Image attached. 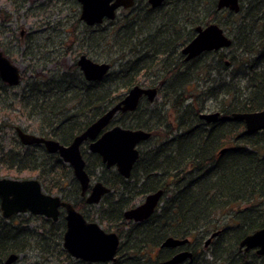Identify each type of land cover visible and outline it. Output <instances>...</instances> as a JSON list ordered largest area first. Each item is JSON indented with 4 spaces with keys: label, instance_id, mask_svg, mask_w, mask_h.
Returning a JSON list of instances; mask_svg holds the SVG:
<instances>
[{
    "label": "trees",
    "instance_id": "trees-1",
    "mask_svg": "<svg viewBox=\"0 0 264 264\" xmlns=\"http://www.w3.org/2000/svg\"><path fill=\"white\" fill-rule=\"evenodd\" d=\"M240 3L238 13L217 11L216 0H182L169 4V10L140 3L129 16L111 22L113 30L90 28L82 45L88 51L106 47L112 54L110 66L115 61L122 65L116 77L107 73L87 81L75 61L66 72L23 73L25 83L13 93L15 87L0 80V177L26 172L46 193L60 195L86 219H97L107 231L116 232L121 239L116 259L96 264H156L176 253L174 247H161L168 237L189 239L180 250L189 249L192 257L182 264H254L255 259L264 264V255L238 250L244 236L264 226V130L247 132L242 120L231 118L234 112L264 107V0ZM159 20L165 23L160 26ZM210 22L227 32L230 47L184 61L180 47L193 37L195 26ZM211 72L226 75L215 79ZM145 77V85L156 86L169 109L141 103L119 115L128 119L116 123L151 132L139 146L130 177L106 168L87 143L81 147L90 178L111 189L98 204L86 203L70 165L57 153L47 152L42 144L22 145L16 135V117L24 116L40 135L68 144ZM219 96V118L201 119L206 100ZM14 109L19 113L11 116ZM158 189L163 195L151 217L139 223L124 218L136 198ZM32 220L41 226H31ZM64 229L62 213L52 221L30 213L4 218L0 210V264L10 254L31 251L38 254L33 264H53L54 259L58 264H95L75 261L65 251ZM214 231L220 232L208 250L199 235Z\"/></svg>",
    "mask_w": 264,
    "mask_h": 264
},
{
    "label": "water",
    "instance_id": "water-1",
    "mask_svg": "<svg viewBox=\"0 0 264 264\" xmlns=\"http://www.w3.org/2000/svg\"><path fill=\"white\" fill-rule=\"evenodd\" d=\"M80 5L79 19L86 25L102 24L105 20L115 19L121 8H130L133 0H77ZM239 0H217L216 9L227 8L234 13L240 9ZM163 0H150L152 7L159 6ZM232 40L225 34L217 23L195 27V36L182 48L186 61L207 51H218L231 45ZM76 64L85 80L95 81L102 78L110 70L109 62H97L85 54H80ZM0 80L9 86L21 83V70L0 51ZM143 95L149 101L157 96L155 87L132 86L125 96L109 107L104 114L75 136L69 144H62L58 140L24 131L15 127L16 135L23 145L42 144L49 153H57L62 161L70 165L74 178L78 181L81 195H85L88 204H98L102 197L110 192V188L101 181L91 183L90 176L85 169L86 161L81 153V144L89 139L88 150L97 153L107 168L115 167L125 179L130 177L132 168L139 157L138 145L147 140L151 133L142 129L124 128L120 125L112 126L99 133L109 124L117 112L133 111L137 108ZM201 119L211 122L219 117L218 112L201 113ZM231 118L242 120L247 132L264 130V107L258 111L234 112ZM224 149L221 150L223 152ZM89 188V192H87ZM163 190L146 194L144 200L134 207L124 211V217L135 223L148 219L160 204ZM60 208L65 212V231L62 246L75 259L87 262H112L120 244L119 235L113 231H105L97 221H89L78 211L71 202L61 199L59 195L46 193L40 182L32 178L0 177V210L4 218L13 214L29 212L56 221ZM220 231H215L205 241L208 245L211 238ZM189 239L175 237L166 238L161 247H178L188 243ZM238 250L247 252L254 250L259 256L264 255V226L244 236L238 244ZM19 257L10 254L5 264H10ZM192 257V251L181 250L170 258L158 261L156 264H182ZM223 264V263H216ZM237 264H243L238 262Z\"/></svg>",
    "mask_w": 264,
    "mask_h": 264
},
{
    "label": "rangeland",
    "instance_id": "rangeland-1",
    "mask_svg": "<svg viewBox=\"0 0 264 264\" xmlns=\"http://www.w3.org/2000/svg\"><path fill=\"white\" fill-rule=\"evenodd\" d=\"M22 4L23 6L19 7ZM132 9L133 8H121L118 10L114 20L88 26L79 19L80 5L77 2L75 4L73 0H0V51L7 55L21 70V74L24 73L26 76H33L39 72L44 74L47 70L55 72L58 69L66 72L69 66L78 59L80 54H85L97 62H109L108 56H112V54L106 47H95L94 50L88 51L85 45H82L81 39L86 32L90 31V28H99L97 25L113 30L114 24L111 22L115 21L114 23H117L121 21L122 18L131 14ZM164 9L169 10V5L165 6ZM203 13H206L204 9ZM6 16L9 17L8 20L5 19ZM75 21L78 22L73 26ZM162 23H165L164 20H159L157 22L160 26ZM157 24L155 23V25ZM218 25L221 26L220 24ZM86 27L89 28L88 31ZM188 29L189 26L186 27V30ZM184 33L185 31L182 34ZM207 60H210V57H206V61ZM58 61L59 66L56 67L55 63ZM121 66L119 61H115L108 72L109 76L111 77L113 75V77H116L118 71L120 72ZM211 73L212 78L215 79L226 75L225 72H222V74L218 72ZM148 81L149 77L143 78L141 80V85L147 84ZM24 83V80H22L19 85L11 86L15 88L10 89V92H16ZM198 83L200 85L203 84L202 81ZM203 86L204 88L206 87L205 84H203ZM202 89V86H199L198 90L200 91ZM121 90L124 89L121 88ZM121 90L119 89V91ZM123 93H125V91ZM220 99L221 96H219L217 100H206L202 113L216 112L219 103H221ZM163 101L162 95L158 94L150 107L169 109V103L163 105ZM9 113L13 116L19 112L17 109H14ZM117 119H123V117H117ZM125 119L123 120L125 121ZM14 123L29 133L40 135L35 123L32 122V120L26 119L24 116H17ZM17 176L18 177H15L14 174L8 175L9 178H32L26 172L17 173ZM94 181V179H91L92 183ZM143 200L144 196H140L135 199L134 204H139ZM27 215L28 214H25L24 216L26 217ZM94 220L99 222L97 219ZM224 221L225 220L222 219L220 222L224 223ZM37 223L36 220H32L30 225L34 226ZM101 226L103 229H107L105 225ZM209 237V233L199 235V243L208 250L213 248L214 239L218 236L211 238L209 244L205 245L204 243ZM252 254L253 252L250 254L251 257ZM37 256V252L31 251L27 253V255H20L19 260L15 264H33L38 260ZM255 260L254 264H261L259 259ZM218 262L220 261L216 263ZM52 263L57 264V261L54 259Z\"/></svg>",
    "mask_w": 264,
    "mask_h": 264
},
{
    "label": "flooded vegetation",
    "instance_id": "flooded-vegetation-1",
    "mask_svg": "<svg viewBox=\"0 0 264 264\" xmlns=\"http://www.w3.org/2000/svg\"><path fill=\"white\" fill-rule=\"evenodd\" d=\"M134 1V4L130 7V8H132V7H134L135 5H137V4H147V5H149V7L151 8V9H153V10H160L162 7H164V5L166 6V5H169V4H179L182 0H163V2L159 5V6H157V7H152L151 6V4H150V0H133ZM216 2H217V0H216ZM238 4H239V7L241 8V3H240V0L238 1ZM217 10V9H216ZM224 10H228V11H230L229 9H227V8H223V9H221V10H217V11H224ZM239 11H240V9H239ZM238 11V12H239ZM231 12H233V11H231ZM237 12V13H238ZM210 23H213V22H210ZM209 24V23H208ZM207 24V25H208ZM198 26V25H197ZM201 26H206V25H201ZM196 27V26H195ZM195 27H194V32H193V37L195 36ZM222 27V26H221ZM223 31L225 32V34L226 35H228L227 33H226V31L223 29ZM229 36V35H228ZM192 37V38H193ZM191 38V39H192ZM229 38H230V36H229ZM190 39V40H191ZM231 39V38H230ZM189 40V41H190ZM189 41H187L184 45H182L181 47H180V53H181V55H182V57H183V60L184 61H186L185 59H184V55L182 54V48L189 42ZM214 51H216V50H214ZM207 52H211V51H207ZM204 53V52H203ZM199 56V55H198ZM197 57V56H196ZM196 57H194V58H192V59H190V60H188V61H186V62H189V61H191V60H193V59H195ZM79 68V67H78ZM80 70V69H79ZM82 73V72H81ZM83 75V74H82ZM84 77V76H83ZM85 79V78H84ZM134 85H140V86H143V87H155L156 89H157V87L156 86H150V85H141V82L140 83H137V84H134ZM134 85H132V86H134ZM131 86V87H132ZM130 87V88H131ZM130 88H128L126 91H125V93H123V96L121 97V99L125 96V94L127 93V91L130 89ZM157 96H158V89H157ZM157 96H156V98H157ZM155 98V99H156ZM120 99V100H121ZM154 99V100H155ZM154 100L153 101H149L148 100V98H147V96L146 95H143L142 97H141V99H140V101H139V104H138V106H137V108L140 106V104L141 103H149V104H152L153 102H154ZM119 101V100H118ZM117 101V102H118ZM115 104V103H114ZM112 106V105H111ZM110 106V107H111ZM136 108V109H137ZM135 109V110H136ZM135 110H133V111H135ZM133 111H126V112H133ZM106 112V111H105ZM104 112V113H105ZM126 112H117L114 116H113V118L110 120V122H109V124L99 133V135L97 136V137H99L104 131H106L107 129H109V128H111L112 126H115V125H120V124H118V123H116L117 122V117H120L119 115L121 114H123V113H126ZM103 113V114H104ZM102 115V114H101ZM100 115V116H101ZM99 116V117H100ZM98 118V117H97ZM96 118V119H97ZM95 119V120H96ZM94 120V121H95ZM93 121V122H94ZM208 122V121H207ZM89 126V125H88ZM121 127H124V126H122V125H120ZM124 128H130V127H124ZM130 129H142V130H145V129H143V128H130ZM85 130V129H84ZM83 130V131H84ZM145 131H147V130H145ZM148 132H150V131H148ZM151 133V132H150ZM151 136V135H150ZM150 138V137H149ZM148 138V139H149ZM147 139V140H148ZM147 140H145V141H147ZM90 141H92V140H89V139H87V140H85L83 143H87V147H88V144L90 143ZM145 141H143V142H145ZM143 142H141V143H143ZM83 143L81 144V146H80V149H81V147H82V145H83ZM140 143V144H141ZM69 144V143H68ZM140 144L138 145V149H139V146H140ZM90 152V151H89ZM82 153V152H81ZM91 153H93V152H91ZM95 154H97V153H95ZM83 155V154H82ZM98 155V154H97ZM139 155H140V153H139ZM99 156V155H98ZM100 157V156H99ZM139 158V157H138ZM100 159H101V157H100ZM138 160V159H137ZM137 162V161H136ZM135 162V163H136ZM103 163V162H102ZM104 164V163H103ZM135 165V164H134ZM104 166H105V164H104ZM106 167V166H105ZM134 167V166H133ZM107 168V167H106ZM110 168H112V167H110ZM115 170H116V168L115 167H113ZM132 170H133V168H132ZM117 171V170H116ZM132 172V171H131ZM131 175V174H130ZM123 177V176H122ZM124 178V177H123ZM91 179V178H90ZM128 179V178H127ZM95 181H99V180H95ZM94 181V182H95ZM92 183V182H91ZM107 186V185H106ZM108 187V186H107ZM159 190V189H158ZM110 191H111V189H110ZM157 191V190H156ZM87 192H89V188H88V190H87ZM155 192V191H154ZM109 193V192H108ZM148 194V193H147ZM54 195H56V194H54ZM106 195V194H105ZM163 195V194H162ZM60 196V195H59ZM146 196V195H145ZM144 196V197H145ZM61 197V196H60ZM85 197H86V194H85ZM62 199V198H61ZM66 201V200H65ZM87 203V202H86ZM140 204V203H139ZM137 205V204H136ZM135 205V206H136ZM25 213H29V212H25ZM63 214V217H64V214H65V212H64V210L62 209V208H60V212H59V215L60 214ZM17 214H20V213H17ZM31 214V213H30ZM14 215V214H13ZM31 215H34V214H31ZM35 216H40V217H43V216H41V215H35ZM3 217V216H2ZM11 217V216H10ZM9 217V218H10ZM43 218H45V219H50V218H46V217H43ZM59 218V217H58ZM125 218V217H124ZM52 220V219H51ZM58 220V219H57ZM56 220V221H57ZM65 220V219H64ZM88 220V219H87ZM127 220V219H126ZM53 221V220H52ZM90 221V220H89ZM95 221V220H94ZM128 221H131V220H128ZM133 222V221H132ZM36 226H41V225H36ZM42 227H39V231L40 232H42ZM105 231H107L106 229H104ZM64 231H65V229H64ZM114 232V231H113ZM63 234H64V232H63ZM209 235H211V233L209 234ZM120 238V237H119ZM120 241H121V239H120ZM62 242H63V240H62ZM120 245V244H119ZM185 245V244H184ZM182 246V245H181ZM63 247V246H62ZM179 248H176V247H174L175 249H176V253L177 252H179V251H181L180 250V246H178ZM182 247H184V246H182ZM119 248V247H118ZM183 250H185V249H183ZM189 250V249H188ZM66 251V250H65ZM19 255V257L16 259V260H14L13 262H11L10 264H15L18 260H19V258H20V255H23V254H18ZM117 255V254H116ZM72 257V256H71ZM7 258V257H6ZM6 258L3 260V264H5V260H6ZM73 258V257H72ZM75 261H79V262H81V261H83V260H79V259H75V258H73ZM83 262H87V261H83ZM111 262V261H110ZM110 262H88V263H110ZM113 262V261H112ZM57 264H58V261H57Z\"/></svg>",
    "mask_w": 264,
    "mask_h": 264
},
{
    "label": "bare ground",
    "instance_id": "bare-ground-1",
    "mask_svg": "<svg viewBox=\"0 0 264 264\" xmlns=\"http://www.w3.org/2000/svg\"><path fill=\"white\" fill-rule=\"evenodd\" d=\"M255 132V131H254Z\"/></svg>",
    "mask_w": 264,
    "mask_h": 264
}]
</instances>
